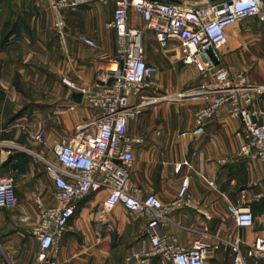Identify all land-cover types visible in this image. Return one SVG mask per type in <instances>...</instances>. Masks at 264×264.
Here are the masks:
<instances>
[{
	"label": "crops",
	"instance_id": "0c3cea01",
	"mask_svg": "<svg viewBox=\"0 0 264 264\" xmlns=\"http://www.w3.org/2000/svg\"><path fill=\"white\" fill-rule=\"evenodd\" d=\"M113 7L108 2L57 10L51 0H0V176L16 173L18 198L15 208H0V264L36 261L35 197L53 204L54 187L41 162L24 148L41 149L32 139L39 125L47 123L44 147L49 151L60 140L53 132L81 129L80 122L88 116L86 105L74 99L77 91L62 78L77 85L92 83L106 59L115 55V32L107 26ZM130 15L131 23L140 27L142 18L134 11ZM59 19L65 23L63 36L55 25ZM226 32L227 42L219 51L222 63L258 87L249 107L264 120V29L256 19H246ZM79 35L92 38L96 48L81 42ZM165 53L171 54L166 60H174L172 70L159 72L156 85L168 92L149 97L151 102L128 125L131 135L144 138L135 147L130 178L142 195L152 192L169 205L188 177L189 204L170 209L168 221L157 230L176 237L183 247L198 238L221 243L205 264H231L227 243L240 239L246 254L264 241V163L239 153L242 123L226 105L217 109L202 133L193 132L195 111L212 98L213 93L206 92L212 81L175 52ZM43 93L48 98L43 99ZM106 195L100 191L80 201L50 251L60 264H125L129 252L150 249L146 217L121 205L105 210ZM230 203L249 207L254 223L238 226L228 211ZM146 264L160 262L152 256Z\"/></svg>",
	"mask_w": 264,
	"mask_h": 264
},
{
	"label": "built area",
	"instance_id": "2783aa9c",
	"mask_svg": "<svg viewBox=\"0 0 264 264\" xmlns=\"http://www.w3.org/2000/svg\"><path fill=\"white\" fill-rule=\"evenodd\" d=\"M91 2H113V14L107 26L115 32L116 52L106 59L92 83L77 85L62 78L65 84L80 92L82 102L95 111L94 117L81 126V129L92 126V131L57 140L50 148V156H43L42 149L24 148L35 162L43 163L55 198V202L48 205L41 195L35 197L38 220L32 233L39 239V248L33 264H60L50 254L51 249L61 240L80 201L100 191H107L103 201L105 210L121 205L147 219L145 231L150 249L129 252L125 264H146L152 256L158 257L160 264H205L208 257L220 249L221 243L209 244L198 238L189 247H183L176 237L157 230L168 221L170 209L189 204L188 177L182 180L169 205L152 192L142 195L130 178L135 147L141 145L144 138L131 135L128 125L151 102L150 91L157 86L160 71L158 65L147 60L145 30L154 33L163 51L175 52L184 64L193 65L199 74L212 81L206 91L213 93L212 98L195 111L193 132L202 133L205 123L219 107L226 105L231 116L242 123L239 153L264 163V120L249 107L252 93L258 87L246 83L241 74L231 73L219 53L227 42L226 29L231 24L256 19L264 29V0H51L57 10ZM131 11L142 18L143 27L131 23ZM55 25L63 36L64 21L59 19ZM79 40L89 47L97 46L85 35H79ZM45 132V127L39 125L32 133L38 146L46 145ZM15 182L11 174L0 176V208L17 206ZM228 211L240 227L254 223L249 207L230 203ZM21 220L28 218L21 217ZM239 242L240 239H236L227 243L233 254L231 264H264L263 240L246 254L241 251Z\"/></svg>",
	"mask_w": 264,
	"mask_h": 264
},
{
	"label": "rangeland",
	"instance_id": "374dc122",
	"mask_svg": "<svg viewBox=\"0 0 264 264\" xmlns=\"http://www.w3.org/2000/svg\"><path fill=\"white\" fill-rule=\"evenodd\" d=\"M95 3H99V2H91V3H88V4H95ZM78 7H80V6H78ZM78 7H75V8L65 7V8H62V9L74 10V9H77ZM140 27H143V23L141 24ZM144 42H145L146 55H147L148 58L151 59V61H153L154 63L159 65V67H160V71L159 72L165 71L167 73H170V70H172L171 66H172L174 60H170V59L166 60L168 58L167 55H171V54L170 53H165L163 51V49L160 47L159 43L155 39L154 33L152 31H150L148 29L145 30V40H144ZM171 76L174 77L175 75H171ZM167 92L168 91L162 89L161 87L156 86L153 89H151L150 94L161 96L162 94H165ZM45 96H47V95L43 93V99L48 98V97H45ZM86 108H87L86 110H87L88 116L86 115L83 118V120L80 122L79 125H84L87 121L91 120L94 117V115H95V111L93 109H91L88 106H86ZM45 124H46L45 126L44 125H42V126H44L45 129H46L47 128V123H45ZM56 130H54V131H56ZM85 130H87V132H91L92 131V126L88 127L87 129H80V130H77L76 128H73L72 130L68 131L67 133L57 134V132H53V135L56 136V137H60V139H63V138H74V137L78 136L82 131H85ZM39 147H41V149H42L41 153H42L43 156H50V151L47 148H45L44 146H39ZM16 149H18V148H16ZM17 151H18V153H23V152H20V151H24V150L23 149L22 150L18 149ZM37 151H40V150L37 149ZM23 155H26V154H23ZM41 165H42V167L44 166L42 162H41ZM11 175H13L15 177L16 173H12Z\"/></svg>",
	"mask_w": 264,
	"mask_h": 264
},
{
	"label": "water",
	"instance_id": "95a60500",
	"mask_svg": "<svg viewBox=\"0 0 264 264\" xmlns=\"http://www.w3.org/2000/svg\"><path fill=\"white\" fill-rule=\"evenodd\" d=\"M215 62H217V59L213 56ZM73 97L76 101L81 102L82 101V94L80 92H75L73 94Z\"/></svg>",
	"mask_w": 264,
	"mask_h": 264
}]
</instances>
